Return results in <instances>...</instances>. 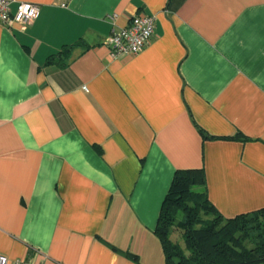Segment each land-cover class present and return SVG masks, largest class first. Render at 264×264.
<instances>
[{
    "label": "crops",
    "instance_id": "crops-1",
    "mask_svg": "<svg viewBox=\"0 0 264 264\" xmlns=\"http://www.w3.org/2000/svg\"><path fill=\"white\" fill-rule=\"evenodd\" d=\"M21 2L40 14L0 22V255L165 264L155 229L180 170L204 171L225 218L264 208V0ZM145 15L148 47L111 58L112 32Z\"/></svg>",
    "mask_w": 264,
    "mask_h": 264
},
{
    "label": "trees",
    "instance_id": "trees-1",
    "mask_svg": "<svg viewBox=\"0 0 264 264\" xmlns=\"http://www.w3.org/2000/svg\"><path fill=\"white\" fill-rule=\"evenodd\" d=\"M155 234L165 264H264V208L223 217L208 199L203 170L175 173Z\"/></svg>",
    "mask_w": 264,
    "mask_h": 264
},
{
    "label": "built area",
    "instance_id": "built-area-1",
    "mask_svg": "<svg viewBox=\"0 0 264 264\" xmlns=\"http://www.w3.org/2000/svg\"><path fill=\"white\" fill-rule=\"evenodd\" d=\"M15 0H0V22L5 26L20 28L29 26L40 14V6L32 3L21 2L16 12H12ZM156 18L151 15L135 16L130 24L120 30H114L107 39L111 58L123 55H135L143 52L150 44L155 34ZM0 264H43L32 261L10 262L5 256L0 255Z\"/></svg>",
    "mask_w": 264,
    "mask_h": 264
},
{
    "label": "rangeland",
    "instance_id": "rangeland-1",
    "mask_svg": "<svg viewBox=\"0 0 264 264\" xmlns=\"http://www.w3.org/2000/svg\"><path fill=\"white\" fill-rule=\"evenodd\" d=\"M176 236H178V234H176Z\"/></svg>",
    "mask_w": 264,
    "mask_h": 264
}]
</instances>
